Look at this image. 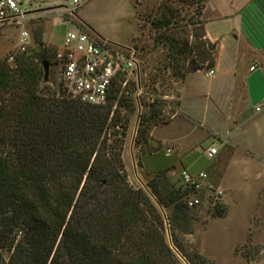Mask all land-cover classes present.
<instances>
[{"label": "trees", "instance_id": "1", "mask_svg": "<svg viewBox=\"0 0 264 264\" xmlns=\"http://www.w3.org/2000/svg\"><path fill=\"white\" fill-rule=\"evenodd\" d=\"M205 1L195 2L202 30L195 48L183 37L160 40L170 49L161 71L177 86L215 64L217 44L206 34ZM173 24L164 20L157 28ZM46 59L24 54L15 67L0 62V264H182L177 252L188 264H216L198 250L190 254L172 232L175 252L153 199L162 204L157 184H151V196L128 182L122 157L127 131L138 104L146 103L150 109L141 115L136 145L149 142L159 124V76L151 78L152 96L137 97L134 76L120 75L108 102L94 106L43 88L40 63ZM125 81L128 93H121ZM179 189L171 200L183 199L178 208L189 209L188 191Z\"/></svg>", "mask_w": 264, "mask_h": 264}, {"label": "crops", "instance_id": "2", "mask_svg": "<svg viewBox=\"0 0 264 264\" xmlns=\"http://www.w3.org/2000/svg\"><path fill=\"white\" fill-rule=\"evenodd\" d=\"M203 19L217 44L214 67L179 84V107L152 128L147 149L170 159L151 167L170 168L181 186L184 168L209 174L225 192L227 213L203 230L207 246L217 264H255L237 250L249 236L264 247V0H207Z\"/></svg>", "mask_w": 264, "mask_h": 264}, {"label": "rangeland", "instance_id": "3", "mask_svg": "<svg viewBox=\"0 0 264 264\" xmlns=\"http://www.w3.org/2000/svg\"><path fill=\"white\" fill-rule=\"evenodd\" d=\"M197 1L83 0V3L75 8L73 0H24L23 11L26 13V20L22 24H12L0 28V62L7 61L11 67H15L17 59L24 54L35 57L37 62H39V55L45 54L48 56L46 60L49 62V76L47 79L44 78L41 86L43 88L51 87L62 92L61 67L55 61L56 52L68 32L73 31L76 25L78 27L85 26L81 22L82 20L90 24L92 29H95L94 32L88 28L86 30L112 43L134 48L137 57L140 59V86L142 89L140 95L152 96L149 91V85L153 87L151 78L152 76H159L154 87L158 90L155 96L159 98L156 106L159 111L157 120H159V124H166L171 121V116L179 107L177 106L179 101L175 97L178 86L176 83L169 82V72L163 73L161 71L170 49L160 40L163 36L169 38L183 37L189 39L194 48L195 44H199L202 40L200 39L202 30L196 23L201 20L196 14L195 2ZM169 19L174 23L170 29L157 28L161 22ZM203 20L205 21V19ZM23 30H27L31 36V40L26 46L27 50L24 52L19 49ZM135 46L141 53L136 51ZM204 47L208 53L212 54V49L209 46ZM10 54L16 55L14 63L8 62L7 58ZM183 62L188 65L186 57H183ZM40 64L45 73L44 65ZM143 105L144 107L140 103L138 104V110L132 117L123 147L122 157L128 182L134 189L144 188L151 196H153L151 184H157L160 197H162V204L157 199L152 198L165 220V238L173 250L175 248L172 247V232L180 238L190 254L192 251L198 250L215 261L210 247L205 242L203 230L208 223L211 225L213 218L219 217L220 213L222 216L227 213L223 199L221 201L203 200L201 205L193 208L188 206L189 209L184 208V210L178 208V204L183 199L178 201L175 197V202L171 200L172 193L181 186L180 181L174 177L173 172L168 167L159 169H152L151 167L153 164L167 166L170 159L166 158L161 150L157 154L150 153L147 149L148 142L136 145L141 115L143 111L147 114L150 109L146 103ZM144 186H147L148 189ZM177 195L181 197L180 193ZM169 217L172 219V227L169 223ZM205 247L207 250L204 251L203 248ZM237 253L244 256L248 261L259 260L255 264H264V247L254 243L251 236H249L246 244L239 247ZM10 255V252L5 253L7 261ZM178 257L182 264H188L184 257L182 259L181 254H178Z\"/></svg>", "mask_w": 264, "mask_h": 264}, {"label": "built area", "instance_id": "4", "mask_svg": "<svg viewBox=\"0 0 264 264\" xmlns=\"http://www.w3.org/2000/svg\"><path fill=\"white\" fill-rule=\"evenodd\" d=\"M24 0H0V28L22 24L26 20L23 11ZM75 8L83 0H73ZM31 40L30 33L23 30L21 33L20 50H27ZM8 62L14 63L16 55L10 54ZM55 61L61 67V88L67 98L78 100L82 103L100 106L108 102L114 85L120 75H133L138 83L136 95L141 93L139 59L133 48H127L108 40L82 27H76L64 37L60 48L56 52ZM253 66L251 69L254 70ZM214 71L211 70L209 74ZM127 81L122 83L121 93L126 91ZM172 150L167 149L169 156ZM218 153V148L213 145L207 151V157L212 160ZM182 186L187 190L188 206L196 207L203 200L221 201L224 190L216 185L205 171L193 173L189 169L180 171Z\"/></svg>", "mask_w": 264, "mask_h": 264}, {"label": "water", "instance_id": "5", "mask_svg": "<svg viewBox=\"0 0 264 264\" xmlns=\"http://www.w3.org/2000/svg\"><path fill=\"white\" fill-rule=\"evenodd\" d=\"M43 65H44V70H45V79H47L48 78V76H49V62L48 61H44V63H43ZM146 189H148V187L147 186H144ZM173 247V246H172ZM176 251V250H175ZM179 254V253H178ZM180 256V255H179ZM182 259H183V257H182Z\"/></svg>", "mask_w": 264, "mask_h": 264}]
</instances>
